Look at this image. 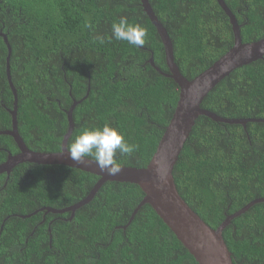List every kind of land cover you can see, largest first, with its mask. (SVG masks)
Returning <instances> with one entry per match:
<instances>
[{"label": "trees", "instance_id": "obj_1", "mask_svg": "<svg viewBox=\"0 0 264 264\" xmlns=\"http://www.w3.org/2000/svg\"><path fill=\"white\" fill-rule=\"evenodd\" d=\"M149 3L187 79L232 46V26L217 0ZM224 3L243 42L264 36V0ZM121 16L146 29L144 46L112 38L111 25ZM86 18L91 29L84 27ZM8 49L17 128L29 149L60 150L68 128L66 111L89 87L73 109L67 146L84 128L107 123L139 146L131 156L118 154L120 165L146 166L179 91L172 78L148 62L152 55L156 66L169 71L161 39L140 0H0V130L11 128L7 109L14 107L6 74ZM201 106L225 118H264V60L232 70ZM18 149L10 135L0 134V163L7 151ZM173 176L181 197L216 228L227 215L264 197V122H247L244 129L199 115ZM98 179L79 168L33 162L16 165L8 176L0 174V264H198L149 204L128 223L144 195L134 183L106 181L71 220L70 212L32 214L74 204ZM222 236L233 264H264V201L234 217Z\"/></svg>", "mask_w": 264, "mask_h": 264}, {"label": "water", "instance_id": "obj_2", "mask_svg": "<svg viewBox=\"0 0 264 264\" xmlns=\"http://www.w3.org/2000/svg\"><path fill=\"white\" fill-rule=\"evenodd\" d=\"M217 2L229 17L234 35L233 44L222 56L214 61L212 65L194 76L192 79H187L180 72L178 65L174 62L172 41L168 36L165 27L154 13L149 0H140L143 11L155 26L161 39L169 71L168 73H165L156 66L152 55L148 62L160 74L172 78L178 86L179 93L172 117L166 125L165 130L158 141L157 147L146 166L131 167L121 165L122 170L117 175H109L107 172H101L97 167L95 160L88 157H86L81 163L73 161L69 158L66 149L68 138L73 130V109L76 104L86 98L89 87L87 88L85 96L81 98V100L73 99L72 105L66 111L68 128L63 135L59 151H34L27 147L17 128V96L16 90L10 80L8 64L10 50L8 49V55L6 57V74L14 96V107L12 109H7L11 115V128L0 130V134L10 135L17 144L19 151L14 154L7 151L6 159L4 162L0 163V174L6 173L8 176L16 165L24 162H33L37 164L66 165L99 176V179L90 192L74 204L61 209L44 207L34 211L32 214H35L38 211H45V213L70 212L69 219H72L75 210L90 202L96 191L106 181L130 182L137 184L143 191L144 195L133 210L128 223L131 222L142 205L149 204L198 264H233L231 252L224 241L222 231L234 217L245 212L255 203L264 201V197L249 201L237 211L227 215L221 224L216 228H213L208 225L181 197L176 188L173 176L174 165L177 162L183 145L189 137V133L199 115H205L218 122L241 124L244 129L246 128L247 122H264V118L232 119L221 117L215 112L201 106L208 91L232 70L249 64L257 59L264 60V36L255 41L243 42L240 35V27L233 13L226 6L224 0H217ZM3 38L9 47L6 36L3 35ZM62 149L63 153L60 154ZM30 215L31 214L21 215V217H28Z\"/></svg>", "mask_w": 264, "mask_h": 264}, {"label": "clouds", "instance_id": "obj_3", "mask_svg": "<svg viewBox=\"0 0 264 264\" xmlns=\"http://www.w3.org/2000/svg\"><path fill=\"white\" fill-rule=\"evenodd\" d=\"M85 28L93 26L89 20H85ZM112 38L118 41H126L134 47H142L146 43L147 31L139 24L129 23L127 17L121 16L117 22H113ZM95 39L103 43L102 36H95ZM138 145L129 143L122 132L110 124L102 127H86L77 135L69 146L66 147L69 158L81 163L86 157H92L101 172L109 175H117L122 167L117 155L131 156L138 150ZM63 153V149L60 154Z\"/></svg>", "mask_w": 264, "mask_h": 264}, {"label": "flooded vegetation", "instance_id": "obj_4", "mask_svg": "<svg viewBox=\"0 0 264 264\" xmlns=\"http://www.w3.org/2000/svg\"><path fill=\"white\" fill-rule=\"evenodd\" d=\"M18 151H19V149H18ZM18 151H17V152H18ZM17 152H16V153H17ZM6 157H7V154H6ZM3 162H4V161H3ZM44 215H45V214H44ZM68 217H70V216H68ZM53 219H55V218H53ZM69 220H71V219H69ZM41 221H42V222L45 221V217H44V216H43V218H42Z\"/></svg>", "mask_w": 264, "mask_h": 264}]
</instances>
